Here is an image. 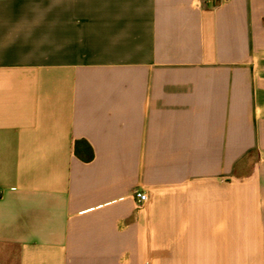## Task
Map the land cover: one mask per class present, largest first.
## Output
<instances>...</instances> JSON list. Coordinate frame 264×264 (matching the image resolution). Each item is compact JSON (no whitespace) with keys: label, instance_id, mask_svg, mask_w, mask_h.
<instances>
[{"label":"crops","instance_id":"1","mask_svg":"<svg viewBox=\"0 0 264 264\" xmlns=\"http://www.w3.org/2000/svg\"><path fill=\"white\" fill-rule=\"evenodd\" d=\"M0 264H264V0H0Z\"/></svg>","mask_w":264,"mask_h":264},{"label":"built area","instance_id":"2","mask_svg":"<svg viewBox=\"0 0 264 264\" xmlns=\"http://www.w3.org/2000/svg\"><path fill=\"white\" fill-rule=\"evenodd\" d=\"M210 1H214V0H210ZM135 198L137 199V202H139V203H144L147 201V195L141 191H139L135 194Z\"/></svg>","mask_w":264,"mask_h":264},{"label":"trees","instance_id":"3","mask_svg":"<svg viewBox=\"0 0 264 264\" xmlns=\"http://www.w3.org/2000/svg\"><path fill=\"white\" fill-rule=\"evenodd\" d=\"M78 145H83V146H85L88 150H91L90 146H89L85 141H78V142L76 143V146H75V149H76V152H77V153H78V148H77Z\"/></svg>","mask_w":264,"mask_h":264}]
</instances>
